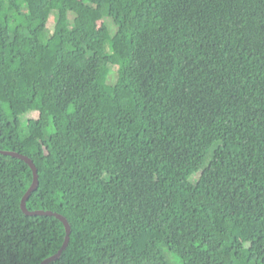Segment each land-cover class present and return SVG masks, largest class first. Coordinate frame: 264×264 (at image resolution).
<instances>
[{
  "label": "trees",
  "instance_id": "trees-1",
  "mask_svg": "<svg viewBox=\"0 0 264 264\" xmlns=\"http://www.w3.org/2000/svg\"><path fill=\"white\" fill-rule=\"evenodd\" d=\"M0 149L49 264H264V0H0ZM32 182L0 264L64 242Z\"/></svg>",
  "mask_w": 264,
  "mask_h": 264
},
{
  "label": "water",
  "instance_id": "water-1",
  "mask_svg": "<svg viewBox=\"0 0 264 264\" xmlns=\"http://www.w3.org/2000/svg\"><path fill=\"white\" fill-rule=\"evenodd\" d=\"M0 154L1 155H8V156L17 158V159L25 162L26 164H28V166L30 167V169L32 171L33 182H32L30 188L27 190V192L24 194V196H23V198L21 200V210H22V212L24 214H26L27 216H52V217H55V218H57L58 220H60L62 222V224H63V226L65 228V231H66L64 242H63L61 248L54 255L44 259L41 262V264H49L50 262L56 261L57 259H59V257L61 256L62 252L68 246L70 233H71L70 224L68 223L66 218H64L60 214H57V213H54V212H51V211H43V210L29 211L27 209V207H26V200L38 188V174H37V168H36L34 162L32 161V159L28 158L27 156H24L22 154L16 153L14 151H8V150H1L0 149Z\"/></svg>",
  "mask_w": 264,
  "mask_h": 264
},
{
  "label": "rangeland",
  "instance_id": "rangeland-1",
  "mask_svg": "<svg viewBox=\"0 0 264 264\" xmlns=\"http://www.w3.org/2000/svg\"><path fill=\"white\" fill-rule=\"evenodd\" d=\"M52 27H53V24L52 23H48V30L46 31V35H45V40H46V38L48 37V35H47V33H50L51 32V29H52ZM51 111H52V113H54V114H57L58 112L56 111V110H54L53 108H51ZM168 258L169 259H173V257L170 255V254H168Z\"/></svg>",
  "mask_w": 264,
  "mask_h": 264
}]
</instances>
